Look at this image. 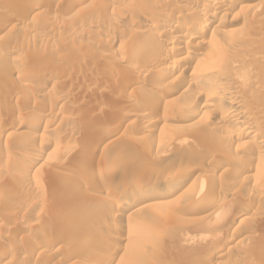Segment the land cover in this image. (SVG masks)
Returning <instances> with one entry per match:
<instances>
[{
    "label": "rangeland",
    "instance_id": "rangeland-1",
    "mask_svg": "<svg viewBox=\"0 0 264 264\" xmlns=\"http://www.w3.org/2000/svg\"><path fill=\"white\" fill-rule=\"evenodd\" d=\"M160 1L165 0H0V30L7 24L0 31V264H94L97 257L104 264L115 244L119 251L111 264H264V147L238 138L236 125L220 120L215 110L225 102L189 118L197 96L192 89L182 92L181 86L194 77H164L173 67L180 70L183 64L176 62L181 56L164 61L165 69L150 68L169 40L162 37L143 49L140 42L149 35H139L136 23L169 14L162 13ZM231 1L238 7L203 40L213 39L232 58L245 54L247 59H240L251 67V77L238 68L227 69L245 85L241 109L264 131V93L251 87L264 78V61L250 57L256 50L264 55V0ZM191 21V29L197 28L199 20ZM135 65L146 69L131 74ZM80 77L90 83L84 85ZM131 77L139 83L125 88ZM55 103V114L44 113ZM147 113L158 123L143 130L140 115ZM131 114L138 117H129L124 128L114 126ZM35 117L51 119L49 128L35 127ZM246 122L237 125L246 127ZM112 129L115 133L99 143L97 132ZM46 136L58 140V148H46L42 166H32L25 175L24 167ZM224 157L228 165L220 167ZM238 168H258L260 173L237 180L232 174ZM188 171L194 173L178 196L154 199L148 190L144 195L152 199L128 206L129 185L135 181L152 187L174 184ZM68 192L91 199L70 210L55 207L57 198ZM116 210L124 212L121 217H114ZM240 210L245 213L238 218ZM115 223L121 227L113 232ZM134 228L132 249L125 237ZM100 242L109 246L103 255L96 252L104 246ZM68 252L77 256L64 261Z\"/></svg>",
    "mask_w": 264,
    "mask_h": 264
},
{
    "label": "bare ground",
    "instance_id": "bare-ground-1",
    "mask_svg": "<svg viewBox=\"0 0 264 264\" xmlns=\"http://www.w3.org/2000/svg\"><path fill=\"white\" fill-rule=\"evenodd\" d=\"M81 1L83 2L84 0H80V4H81ZM79 2V0H78ZM76 2V4L78 3ZM161 2V1H160ZM191 3V7L188 6V8H186V6H184L183 4H187V3ZM75 3V2H74ZM241 3V2H240ZM79 4V3H78ZM182 4V5H181ZM244 4V3H242ZM242 4L240 5L239 9H242L243 6ZM39 6V4H35L34 6ZM34 6L32 8H34ZM37 6V7H38ZM161 8H163L162 10H164V12L162 13H165V11H167L169 14H161L159 15V17L157 16V18L152 22V23H148L145 22V21H138L137 24V27L139 28V32H136L139 34H143V35H146L148 34L149 35V39H142L141 40V46H143L142 48L144 49L145 46L149 45L150 43H158V40L162 37L164 38H168L169 40V43L166 45L167 48L165 47L164 49V52H162L163 54L160 56V58H154L152 59L150 62H149V65H150V68H152L153 70L155 69H160V68H163L162 66L164 65V61H167V59H171L173 58L174 56L175 57H180L181 56V59L179 61H177L176 63H178L179 65L183 64V66L180 68V70H177L178 67H173L171 71H169V73H167L166 75H164V77L168 80V79H172V81L174 80H177L179 79V77H181V74L180 73H185V74H189V76L191 77H194V79H190L187 84H185V86H181L183 87L182 88V92H186L187 90H190L192 89L193 91H195V94L197 96V102H195L193 105H191L192 107L189 108V118H197L199 117L200 115H203L204 112H207L211 109H215V105H216V102L218 101H222V102H225V106H219V108L217 109L216 108V112H217V115L219 116L220 120H225L227 122H230V123H233L236 125V134L239 135L238 138H241V139H249V140H253V141H256V145L259 146L260 148H263L264 147V131L260 128V126H258L256 123H253L252 119H251V115L244 111L243 109H241V105H240V102L241 99L243 100V96L245 94V85L242 83V80L240 79V77H238L236 74H229L228 73V69L229 67H231V69H234L236 68V71H237V68L238 70H242V72L245 74V71L246 72H249L251 71L252 73V70H251V67L249 66V64H245L243 63L242 64V59L244 57L241 56V57H236L235 58H232L230 55L226 54V52H224V50L218 46L216 43L213 42V39H209L207 42H204L205 40L204 37L208 36L211 32L215 31L220 25H223V22L224 20H226L225 18L231 14L235 9V7H238L236 3H232L231 0H207L206 2H203L200 4V2H198V0H165L164 2H161L160 4ZM180 6H182L181 8L184 9L183 7L186 8L184 14H181L180 12ZM36 8V7H35ZM77 8V7H76ZM75 8V9H76ZM154 9V8H153ZM30 11V10H29ZM183 11V10H182ZM153 12V11H152ZM154 13V12H153ZM29 14V12H28ZM27 14V15H28ZM155 14V13H154ZM158 14V13H157ZM26 15V14H25ZM189 17V18H188ZM194 19L196 20H199L197 23L196 22V25L198 26L197 28L193 27V29H191L190 25H192L191 23H193L191 20ZM180 20V21H176V20ZM230 20V19H229ZM231 21V20H230ZM7 23V22H6ZM195 23V22H194ZM5 25L7 24H4V28L6 27ZM2 26V25H1ZM0 26V27H1ZM3 27L1 28V30H5ZM137 28V29H138ZM0 30V31H1ZM219 30V29H218ZM191 31V32H190ZM2 32V31H1ZM140 35V34H139ZM138 35V36H139ZM102 44V42L100 43ZM104 45V44H103ZM156 46V45H155ZM162 46V45H161ZM139 48V47H138ZM160 48V47H159ZM141 49V47H140ZM138 50V49H137ZM157 50V49H156ZM161 50V49H160ZM251 50V49H250ZM139 51H142V50H139ZM258 51V50H256ZM251 52L252 54H250V57L251 55L255 57L256 56H259L262 58V60L264 61V55L262 53H257V52ZM138 52V51H137ZM135 53H136V49H135ZM134 53V54H135ZM243 53V52H242ZM147 54V53H146ZM145 54V55H146ZM157 54V53H156ZM247 54V55H248ZM141 55V54H139ZM148 55V54H147ZM237 55V54H236ZM155 56V54H154ZM141 57V56H140ZM143 57V56H142ZM150 57V56H149ZM148 57V58H149ZM234 57V56H233ZM246 57V56H245ZM244 57V58H245ZM249 57V56H248ZM238 58V59H237ZM242 58V59H240ZM125 59V58H124ZM146 59V57L144 58ZM247 59V57H246ZM257 59V58H256ZM149 60V59H148ZM254 60V58H253ZM144 61V60H143ZM146 61V60H145ZM164 62V63H163ZM244 62L248 63L247 60L245 61L244 59ZM256 62V61H255ZM259 62V61H257ZM261 62V61H260ZM148 63V62H146ZM181 63V64H180ZM250 63V62H249ZM264 63V62H263ZM143 64V63H142ZM177 65V64H176ZM251 65V64H250ZM258 65V64H257ZM256 65V68L257 67H260V66H257ZM260 65H262V63H260ZM255 67V64L252 65ZM264 66V64H263ZM262 66V67H263ZM149 67V66H148ZM252 67V68H254ZM68 68V67H66ZM65 67H62L61 69L63 71L66 70ZM149 68V69H150ZM228 68V69H227ZM261 68V67H260ZM70 69V68H69ZM67 69V70H69ZM146 69V68H145ZM145 69L142 67V65H135L133 66L132 70H131V74H140L142 72L145 71ZM165 69V68H163ZM264 69V67H263ZM162 70V69H160ZM159 70V71H160ZM261 71V69H259ZM258 70V71H259ZM62 71V72H63ZM156 71V70H155ZM164 71V70H163ZM61 72V71H60ZM69 72V71H67ZM148 72V70H147ZM146 72V73H147ZM153 72V71H151ZM149 72V73H151ZM240 72V71H239ZM256 72V71H255ZM17 73V72H16ZM64 73V72H63ZM154 73V72H153ZM152 73V74H153ZM159 73V72H158ZM164 73V72H163ZM177 73H179L180 75H176ZM264 73V72H262ZM19 74V73H18ZM21 74V73H20ZM83 74V73H82ZM85 74V73H84ZM88 74V73H87ZM130 75V73H128ZM160 74V73H159ZM241 74V73H239ZM243 74V76H244ZM64 75V74H63ZM77 75V74H76ZM78 75H81V74H78ZM128 75V76H129ZM145 75V73H144ZM249 75L251 77V74L249 72ZM259 75V74H258ZM19 76V75H18ZM82 76V75H81ZM88 76V75H87ZM159 76V75H158ZM246 76V75H245ZM244 76V78H245ZM253 76V75H252ZM261 76V75H260ZM86 77V76H85ZM85 77L81 78L82 82L84 83V85L87 86L88 81ZM126 77V76H125ZM125 77H124V80H125ZM247 77H248V74H247ZM258 77V76H257ZM77 78V77H76ZM89 78V77H88ZM224 79L226 81V84L224 85H217L215 84V80L216 79ZM241 78H243L241 76ZM90 79V78H89ZM94 79V78H93ZM182 79V78H180ZM91 80V79H90ZM138 80V79H137ZM183 80V79H182ZM244 80H247L244 79ZM92 81V80H91ZM144 81V80H143ZM58 82V81H57ZM74 82V81H73ZM184 82V81H183ZM182 82V83H183ZM256 82V81H255ZM124 83V82H123ZM139 83V82H138ZM134 79H132V77L130 78V80L126 81V84L124 83L123 86L125 85V88H135L136 85L138 84ZM175 83V82H173ZM178 83V82H176ZM181 83V84H182ZM247 83V82H246ZM252 83V82H251ZM57 84V83H56ZM59 84V83H58ZM63 84V83H62ZM101 84V83H100ZM76 84H74V87H75ZM252 85V84H251ZM92 86V85H91ZM247 87V86H246ZM254 90L257 89V90H261L263 93H264V78L261 80V82L259 83H254L252 86H251ZM80 88V87H78ZM93 88V87H91ZM77 89V87H76ZM123 89V88H122ZM127 89V90H128ZM250 89V88H249ZM83 90V89H82ZM95 90V89H94ZM256 90V92H258ZM42 91V90H41ZM252 91V89H251ZM85 92V91H84ZM78 93V92H77ZM122 93V92H121ZM262 93V94H263ZM80 94V93H79ZM78 94V95H79ZM119 94V93H118ZM123 94V93H122ZM264 95V94H263ZM58 99V98H57ZM67 99V98H66ZM157 99V98H156ZM171 99V98H170ZM195 99V98H194ZM65 100V99H64ZM159 101V99H157ZM155 100L154 103H157L158 101ZM165 101V100H164ZM58 104V102H57ZM63 104V103H62ZM223 104V103H222ZM64 105V104H63ZM62 107V106H61ZM64 107V106H63ZM62 107V108H63ZM142 108V107H141ZM3 109V108H2ZM59 109V106L55 104H50L47 106V109L44 110L46 114H55ZM136 110V109H135ZM5 112V110L3 111ZM43 112V111H41ZM133 112V111H132ZM141 112V111H140ZM2 114V111L0 112ZM6 113V112H5ZM261 113V112H260ZM45 114V115H46ZM140 114V113H139ZM4 115V113H3ZM44 115V114H43ZM12 116V115H11ZM37 116V115H36ZM50 116V115H48ZM131 116H137V114H131L130 116H125V117H121V119L118 120L117 122V125H114L116 128H124L126 126L127 123H129L128 121V118L131 117ZM18 117V116H17ZM52 117V115H51ZM138 117V116H137ZM140 117L143 119L142 122L140 121V127L144 130H148L151 126H155L157 125L158 121L157 120H154V118L149 114H141ZM8 118V117H7ZM15 118V116H14ZM10 119L12 120V122L14 123L12 117H10ZM17 119V118H15ZM11 120H9L8 122H10ZM33 120V119H32ZM51 121V119H48ZM47 119L46 120H42L39 118H36L32 121L33 125L36 127H42L43 130L46 128H49V124L51 123L50 121H48ZM247 121V126L246 127H243V126H240V125H237L239 123V121ZM21 121V120H20ZM117 121V120H116ZM12 122H10L12 124ZM31 122V121H30ZM208 122V121H207ZM206 122V123H207ZM10 124V125H11ZM52 124H53V121H52ZM3 126V125H2ZM16 126V125H15ZM6 127V126H5ZM57 127V126H56ZM55 127V128H56ZM235 128V127H234ZM115 129V128H114ZM112 129L111 130H107V131H104L102 133H98L97 132V136H101L100 137V140L98 141L99 143L102 142L103 140H108L110 138V136H112L113 133H115V130ZM204 129L205 126H204ZM55 130V129H54ZM117 130V129H116ZM202 130V129H201ZM118 131V130H117ZM203 132V131H202ZM53 137V136H52ZM47 137L44 139V146L40 149V150H37V155L36 157L30 162V164H27L25 167H24V173H26L25 175H27V171L32 167L34 166V169L37 170L36 168H39L41 167L42 165H40V163H42L43 161V157H46V148H52L51 149V152L54 151L53 148H55L56 150V147H57V143H58V140L54 139V137ZM95 138H97L95 136ZM237 138V139H238ZM230 139V137H229ZM43 140V139H42ZM60 140V139H59ZM62 140V139H61ZM230 142V141H229ZM36 145V144H35ZM34 146V145H33ZM58 148V147H57ZM70 148V147H69ZM59 151V150H58ZM49 152V151H48ZM47 152V154H48ZM55 152V151H54ZM53 152V153H54ZM57 153V152H56ZM63 153V152H62ZM6 154V153H5ZM50 156H51V153L49 152ZM58 155V154H57ZM62 155V154H61ZM51 158V157H50ZM55 158V157H54ZM116 160V159H115ZM227 158L224 157V161L222 162V166L220 167H224L225 165L227 166L228 162H227ZM264 160V159H263ZM50 161V160H49ZM52 161H54L52 159ZM117 161V160H116ZM233 162V161H232ZM260 162V161H259ZM264 162V161H263ZM50 163V162H49ZM117 163V162H116ZM123 163V162H122ZM221 163V162H220ZM261 163V162H260ZM259 163V164H260ZM52 164V162H51ZM118 164V163H117ZM263 164V163H261ZM260 164V166H261ZM121 166V165H120ZM225 166V167H226ZM241 166V165H240ZM264 166V164H263ZM6 167V166H5ZM117 167V165H116ZM231 167V166H230ZM239 167V166H238ZM7 168V167H6ZM81 168V167H80ZM263 167L261 166L259 170H261ZM224 169V168H223ZM248 169V168H247ZM31 170V169H30ZM79 170V168H78ZM193 170V169H192ZM199 170V169H198ZM264 170V169H263ZM32 171V170H31ZM80 171V170H79ZM225 171V170H224ZM83 172V171H82ZM115 172V171H114ZM222 172V171H221ZM192 171H188L186 172L183 176H184V179L174 183V184H163V185H160L158 187H152V185L150 184H140V183H132L129 185L130 190H132V195H131V199H130V202L128 203V206H133L135 205L136 203H138L141 199H144L146 198L145 197V192L150 190L152 191L149 192L151 193L152 196L150 197H153L154 199H164V198H170V197H173L174 195L178 196V193L180 191H184V183L187 179H189V177H191L192 175ZM259 171H258V168L257 169H254V170H244V168L242 170H240L239 168L238 169H235L234 172H233V177L236 178L237 180H244V179H252V178H256L257 175H259ZM83 174V173H82ZM100 174V173H99ZM87 175V173H86ZM69 176V175H68ZM82 176V175H81ZM91 176V175H90ZM89 176V177H90ZM95 176V175H94ZM233 178V179H234ZM93 180V179H92ZM259 181V179H258ZM229 185V184H228ZM96 187V186H95ZM128 189V187H127ZM102 192V190H101ZM93 197V195H91ZM264 196V195H263ZM146 198V199H152V198ZM181 197V196H179ZM89 198V197H88ZM177 198V197H176ZM91 199V198H90ZM90 199L86 200V197L84 195H78L76 193H66V194H63L62 196H59L55 202V207L57 208H63V207H68V209L70 210L73 205H75L76 203H79L81 202V204H83L85 201L87 203H89ZM93 199V198H92ZM97 200V199H96ZM95 200V201H96ZM119 200V199H117ZM121 200V199H120ZM122 201V200H121ZM120 201V202H121ZM83 202V203H82ZM94 202V200L92 201ZM141 202V201H140ZM171 202V201H169ZM167 202V203H169ZM213 202V201H212ZM119 203V202H117ZM126 203V202H125ZM154 203V202H153ZM93 204V203H92ZM100 204V203H99ZM121 205V204H120ZM213 205V204H212ZM117 207V206H116ZM151 207V206H149ZM147 208V207H146ZM118 209V207H117ZM144 209V208H143ZM115 210V208H114ZM224 210V209H223ZM137 211V210H136ZM243 211V210H242ZM240 210V212L238 213V215L236 214V217L240 218L241 216H243V214L245 212H242ZM121 212V211H120ZM132 212V211H131ZM124 213V212H123ZM123 213H118V210H116L113 215L114 217L118 218V217H121ZM130 215V214H129ZM235 217V219H236ZM117 222V221H116ZM126 225V224H125ZM124 226V225H123ZM122 226V227H123ZM119 227H121L120 223L118 224H113L112 225V231L115 229V230H118L119 231ZM136 228H134L133 230H135ZM120 230H122L120 228ZM128 231V235L125 237V241H130L131 244H132V249L134 248V245H135V240H136V230L135 231H130L129 233V230ZM114 232V231H113ZM47 233V232H44V234ZM62 233V232H61ZM43 234V232H42ZM102 234V233H101ZM101 238L104 236V235H101ZM36 235V234H35ZM39 235V234H37ZM48 234H46L47 236ZM117 235V234H116ZM41 236V234H40ZM43 236V235H42ZM99 236V237H100ZM37 238H39L38 236H36ZM106 237V236H104ZM103 237V239H104ZM110 237V235L108 236ZM118 237V236H117ZM122 237V238H123ZM107 238V237H106ZM122 238H119L120 240ZM41 239V237L39 238ZM45 239V238H44ZM100 239V238H99ZM109 240V239H108ZM42 241V240H41ZM84 241V240H83ZM107 241V240H106ZM124 241V240H123ZM230 243L232 240H229ZM228 241V242H229ZM44 242V241H43ZM86 242V241H85ZM104 243H106L105 241H103ZM103 242H100L102 243L104 246H102V248H100V251H96L97 254L100 252L102 255H103V250L104 248L106 247H109L108 245H105ZM108 242V241H107ZM55 243V242H54ZM114 243V242H113ZM112 243V245H114ZM116 243V242H115ZM118 243V242H117ZM45 244V243H44ZM108 244V243H107ZM48 245V244H47ZM83 245V244H82ZM40 247L39 248H42L41 247V243L39 245ZM46 246V245H45ZM49 246V245H48ZM73 247V246H72ZM137 247V246H136ZM74 248V247H73ZM73 248H69L70 250L73 249ZM110 251H111V254L108 256V259L107 261H105L106 263L104 264H111L113 263V261L115 260L116 256H117V253L119 251V244H115L113 247H110ZM43 249V248H42ZM45 249V247H44ZM76 249V247H75ZM80 249H83L82 247ZM135 249V248H134ZM36 248L32 250V254H34L36 252ZM31 251V250H30ZM48 251V250H47ZM82 251V250H81ZM78 248V252H81ZM10 252V251H9ZM12 252V251H11ZM73 252L76 253V251L73 250ZM224 251H222V249L220 251H218V255H221ZM74 253V256H73V253L72 252H68L66 255H65V258L64 261L68 260V259H72L73 257H75V254ZM99 253V254H100ZM5 254V252H4ZM3 255V254H2ZM14 255V254H12ZM16 255V254H15ZM81 255V254H80ZM131 255H133V251L131 252ZM77 256V255H76ZM99 256V255H98ZM79 257V256H78ZM13 258V257H12ZM100 257H97V260L95 261L94 264H103L101 263L102 261H99ZM2 259V258H1ZM101 259V258H100ZM106 260V259H105ZM63 262V261H62ZM68 262V261H67ZM63 263H66V262H63ZM67 264V263H66ZM76 264V263H75ZM92 264V263H91Z\"/></svg>",
    "mask_w": 264,
    "mask_h": 264
}]
</instances>
